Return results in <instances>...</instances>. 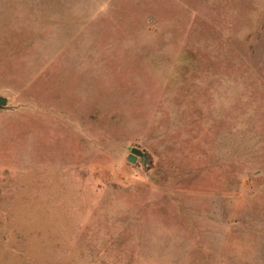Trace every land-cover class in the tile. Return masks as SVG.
I'll use <instances>...</instances> for the list:
<instances>
[{
    "label": "rangeland",
    "instance_id": "obj_1",
    "mask_svg": "<svg viewBox=\"0 0 264 264\" xmlns=\"http://www.w3.org/2000/svg\"><path fill=\"white\" fill-rule=\"evenodd\" d=\"M0 95V264H264V0H0Z\"/></svg>",
    "mask_w": 264,
    "mask_h": 264
},
{
    "label": "water",
    "instance_id": "obj_2",
    "mask_svg": "<svg viewBox=\"0 0 264 264\" xmlns=\"http://www.w3.org/2000/svg\"><path fill=\"white\" fill-rule=\"evenodd\" d=\"M8 99L6 96L0 95V109H9ZM137 157L143 158L144 160L148 159L146 152L141 150L138 147H132L130 153L127 155V161L133 163Z\"/></svg>",
    "mask_w": 264,
    "mask_h": 264
}]
</instances>
